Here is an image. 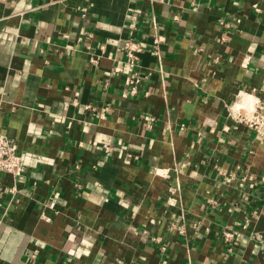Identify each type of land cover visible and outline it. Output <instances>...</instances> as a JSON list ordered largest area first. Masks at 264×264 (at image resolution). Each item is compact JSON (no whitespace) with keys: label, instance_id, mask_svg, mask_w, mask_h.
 I'll use <instances>...</instances> for the list:
<instances>
[{"label":"crops","instance_id":"obj_1","mask_svg":"<svg viewBox=\"0 0 264 264\" xmlns=\"http://www.w3.org/2000/svg\"><path fill=\"white\" fill-rule=\"evenodd\" d=\"M262 98L264 0H0V264H264Z\"/></svg>","mask_w":264,"mask_h":264},{"label":"built area","instance_id":"obj_2","mask_svg":"<svg viewBox=\"0 0 264 264\" xmlns=\"http://www.w3.org/2000/svg\"><path fill=\"white\" fill-rule=\"evenodd\" d=\"M83 15H86V8H83ZM89 35L93 36L92 32ZM165 40L164 35L157 34L154 39L153 53L157 54L161 43ZM105 41H100L99 49L105 50ZM126 55L125 63L132 69H137L140 65V53L143 51V46L134 39H127L125 45L122 48ZM89 52L91 47L89 46ZM91 61H97L94 57H91ZM121 68L116 67L115 70L119 71ZM129 82H132L131 78H128ZM138 81V79H136ZM136 89H133L134 93ZM126 94V93H125ZM90 104L86 105V109H93ZM241 121L246 122L251 126L258 137L264 138V98L257 100L254 108L250 114H244L240 117ZM108 148V147H107ZM25 170L22 162V155L19 151L18 142L15 137H12L6 133L0 132V173H13L17 174ZM175 228L182 234H185L187 229L184 224L174 225ZM228 235V233H227Z\"/></svg>","mask_w":264,"mask_h":264}]
</instances>
